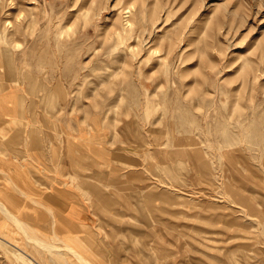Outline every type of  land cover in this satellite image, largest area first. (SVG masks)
<instances>
[{
	"label": "rangeland",
	"instance_id": "rangeland-1",
	"mask_svg": "<svg viewBox=\"0 0 264 264\" xmlns=\"http://www.w3.org/2000/svg\"><path fill=\"white\" fill-rule=\"evenodd\" d=\"M4 94L0 200L41 236L264 264V0H0ZM33 245L0 210V264H55Z\"/></svg>",
	"mask_w": 264,
	"mask_h": 264
},
{
	"label": "bare ground",
	"instance_id": "bare-ground-1",
	"mask_svg": "<svg viewBox=\"0 0 264 264\" xmlns=\"http://www.w3.org/2000/svg\"><path fill=\"white\" fill-rule=\"evenodd\" d=\"M133 25V24H132ZM24 193V191H22ZM39 202V201H38ZM0 210L10 219L21 231L22 235L25 238L27 244H34L35 246H40L44 248L49 254V259L55 264H72L71 259L67 255H72L78 262L82 264H94L89 258L83 253V249L78 245H74L71 242L61 238L59 234L54 229L52 237H43L38 232L39 229L36 226L30 225L26 220L12 212L9 207L0 200ZM52 211V209H51ZM56 219L53 222L55 226ZM56 228V227H55ZM43 234V233H41ZM50 236V235H48ZM57 241L62 242L58 244ZM33 245V246H34ZM30 246V245H29ZM67 251V253L65 252ZM17 257L19 255L17 254Z\"/></svg>",
	"mask_w": 264,
	"mask_h": 264
},
{
	"label": "crops",
	"instance_id": "crops-1",
	"mask_svg": "<svg viewBox=\"0 0 264 264\" xmlns=\"http://www.w3.org/2000/svg\"><path fill=\"white\" fill-rule=\"evenodd\" d=\"M12 97L8 98V94H4V95L0 96V106L1 105H4V109H6L5 111H0V119H3L2 118V116H3L6 119V122L8 124V126H7V124H0V135L2 137H5L8 134L9 130H11L12 124H14L16 122V117L12 113L13 112V110H12V107H13ZM8 103H12V104H8ZM8 109H9V112H8ZM5 116L7 118H8V116H10L11 118L7 119ZM6 168H8V167H6ZM24 194H26L25 191H24ZM60 202H64V201H60ZM67 202H73V201H67ZM74 210L75 209H73L72 211H70L71 216L73 217V218H71V220L72 221H74V220L75 221H79V220L83 221L84 220V217H85V214H83V213H81V214L74 213L73 212ZM79 242H80V240H79ZM83 244H84L83 242H80V245L79 246L83 249L84 252L83 251L82 252L85 253V254H87L88 251L86 249L85 244L84 245Z\"/></svg>",
	"mask_w": 264,
	"mask_h": 264
}]
</instances>
